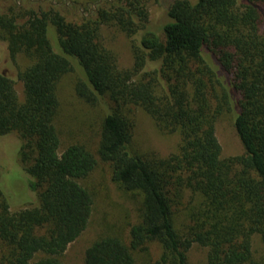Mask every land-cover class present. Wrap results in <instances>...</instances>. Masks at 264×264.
<instances>
[{"label":"trees","instance_id":"1","mask_svg":"<svg viewBox=\"0 0 264 264\" xmlns=\"http://www.w3.org/2000/svg\"><path fill=\"white\" fill-rule=\"evenodd\" d=\"M142 4L106 1L79 21L51 8L0 12L10 59L30 60L17 74L21 101L0 73V136H19L37 198L36 206L10 211L0 188V264H63L90 222L93 196L79 180L96 160L77 143L58 153L53 123L57 83L75 67L77 96L105 110L98 156L120 190L140 197L138 221L123 230L106 219L107 234L87 247L83 264H188L194 244L206 249V264H264V253L256 259L252 252L255 235L264 248V0H173L163 41L148 29ZM103 24L130 38L142 31L130 69H118L103 46ZM128 106L146 112L160 132H178L177 150L166 158L134 153ZM224 113L234 115L244 153L221 159L214 124Z\"/></svg>","mask_w":264,"mask_h":264},{"label":"rangeland","instance_id":"2","mask_svg":"<svg viewBox=\"0 0 264 264\" xmlns=\"http://www.w3.org/2000/svg\"><path fill=\"white\" fill-rule=\"evenodd\" d=\"M111 0H0V12L9 7L17 10H49L59 12L68 21H79L83 17L92 16L97 6L104 5ZM113 1V0H112ZM173 0H142L147 14L148 29L156 33L163 41L162 26L169 21L166 8ZM191 2L195 0H190ZM51 34L55 39L53 28ZM142 31L132 38L127 37L115 25L103 24L99 29V36L103 46L116 59L118 69H130L134 62L132 42L138 43ZM30 60L22 53L10 59L7 44L0 40V73L6 74L13 80L14 90L19 101L23 99V86L17 74L28 66ZM149 68L146 67V70ZM145 70V68H144ZM81 76V70H74L64 74L57 83L58 109L53 123L57 132L61 153L71 144H81L92 153L96 160L94 169L84 179L79 180L93 196V211L90 222L82 234L71 244L61 256L63 264H83L84 252L99 235L107 234L106 219L112 221L121 229L129 227L138 221L140 197L136 193L120 190L112 181L111 165L102 161L98 156L104 108L91 105L77 96L75 85ZM123 113L132 121L130 147L140 156L154 154L158 158H166L175 152L180 144L178 132L162 133L158 130L151 117L141 108L128 106ZM234 115L224 113L214 124V132L220 146V158L242 155L244 149L233 126ZM21 144L19 136L10 132L0 136V188L9 204L10 211H17L37 205V198L27 187L28 176L23 170L19 159L18 149ZM182 218V217H181ZM173 216L174 227L182 233L183 220ZM110 227V226H109ZM108 228V227H107ZM263 245L258 236L252 238V252L254 258L264 253ZM158 248L150 246V255L155 257ZM188 264H206V249L192 245L186 252Z\"/></svg>","mask_w":264,"mask_h":264}]
</instances>
